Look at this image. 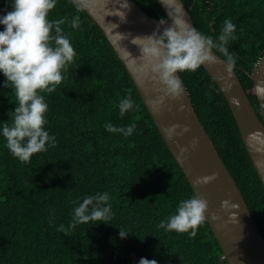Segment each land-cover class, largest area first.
I'll return each instance as SVG.
<instances>
[{"label":"trees","instance_id":"obj_1","mask_svg":"<svg viewBox=\"0 0 264 264\" xmlns=\"http://www.w3.org/2000/svg\"><path fill=\"white\" fill-rule=\"evenodd\" d=\"M134 1L150 16L167 18L157 0ZM182 1L204 35L218 39L225 19L236 25V39L228 48L258 112L256 88L247 72L252 74L264 55V0ZM12 8L13 0H0V17ZM76 15L80 28L62 25L75 60L57 90L44 94L45 130L55 136L57 146L21 163L0 132V264H139L141 258L158 264H228L206 220L195 238L157 228L195 193L97 24L70 0H57L49 20L67 17L70 22ZM179 74L264 237V186L226 98L203 66ZM5 83L0 72V127L17 106ZM127 90L136 108L121 117L118 105ZM107 122L117 127L135 122L137 127L125 137L108 132ZM98 192L110 196L114 215L108 224L77 225L70 235L58 231L61 224L68 226L72 209L85 196ZM119 229L130 233L122 239Z\"/></svg>","mask_w":264,"mask_h":264},{"label":"clouds","instance_id":"obj_2","mask_svg":"<svg viewBox=\"0 0 264 264\" xmlns=\"http://www.w3.org/2000/svg\"><path fill=\"white\" fill-rule=\"evenodd\" d=\"M70 2L78 12L81 10V0ZM56 6L57 0H13L12 10L0 17V24L4 26V30L0 31V72L6 77L4 87L12 90L17 105L14 112L8 113L10 122L3 123L0 132L11 155L21 163H30L34 155L46 152L48 146H57L55 136L45 130L48 104L44 94L57 90L68 66L76 57V51L62 25L67 22L71 28L78 29L81 27V17L76 15L70 22L67 17L50 21L49 15ZM124 7L127 9L129 5L126 3ZM185 17V12L177 7L168 17L172 21L171 26L164 28L162 34L157 29L151 36L137 37L132 41L134 44L141 39L148 42L147 46L141 48L142 57L152 62L151 70L155 79L162 91L173 98H178L183 92L182 81L177 73L195 72L201 66L223 64L226 72L231 74L236 64V55L228 48L229 41L236 39V25L230 18L225 19L218 39H213L192 27ZM166 23V20H160L161 25ZM217 52L221 55H216ZM163 99L160 97L159 102ZM152 103L155 105L157 101ZM118 107L121 117L136 108L131 90H127V96L119 101ZM104 127L110 133L130 137L137 126L135 122L122 127L107 122ZM195 144L194 140L193 147ZM185 151L186 148L181 149V153ZM216 178V174L198 177L195 184L206 185ZM109 201L108 192L85 196L72 209L68 226L61 224L58 231L70 235L77 225L108 224L114 215ZM229 203L223 201L222 207H227ZM208 211L207 199L195 193L180 201L175 213L167 221H160L157 228L167 232L188 233L190 238H195ZM129 233L119 229L122 239ZM139 264L158 262L141 258Z\"/></svg>","mask_w":264,"mask_h":264},{"label":"water","instance_id":"obj_3","mask_svg":"<svg viewBox=\"0 0 264 264\" xmlns=\"http://www.w3.org/2000/svg\"><path fill=\"white\" fill-rule=\"evenodd\" d=\"M157 1L167 17L164 25L160 24L161 19L150 16L134 0H81V3L82 10L101 29L124 65L164 143L194 193L209 202L206 221L228 264H264V237L237 182L200 121L180 74L177 73L182 81V94L178 98L167 96L151 70L152 62L142 57L141 48L147 46L148 42L142 39L136 40V44L132 42L137 37L153 35L157 29L162 34L164 28L171 26L172 21L168 17L177 7L185 12L188 23L196 28L182 0ZM126 3L129 5L127 9L124 7ZM203 68L226 98L245 148L264 186V55L254 72H247L256 88L258 112L241 84L236 66L231 74L226 72L223 64L206 65ZM160 97H164L162 102H159ZM153 101L157 103L154 105ZM194 140L196 144L193 147ZM182 148L187 151L181 153ZM212 174L217 176L213 182L195 184L198 177ZM225 200L230 203L222 207Z\"/></svg>","mask_w":264,"mask_h":264}]
</instances>
